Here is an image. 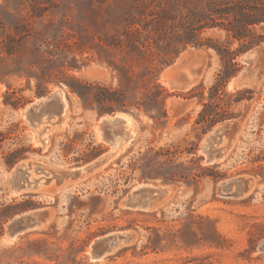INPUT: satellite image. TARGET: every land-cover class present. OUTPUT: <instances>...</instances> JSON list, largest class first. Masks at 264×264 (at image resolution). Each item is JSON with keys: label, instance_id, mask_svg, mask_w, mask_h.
Listing matches in <instances>:
<instances>
[{"label": "rangeland", "instance_id": "1", "mask_svg": "<svg viewBox=\"0 0 264 264\" xmlns=\"http://www.w3.org/2000/svg\"><path fill=\"white\" fill-rule=\"evenodd\" d=\"M236 1L264 2L0 0V238L19 214L51 213L45 224L0 243V264H264V22L250 27L259 41L251 45L231 37L225 18L206 17L209 8ZM206 23L213 26L198 31ZM223 47L236 54L232 65L220 61L215 48ZM249 49L258 52L244 62ZM174 68L191 80L188 87L162 77ZM238 74L241 84L232 88ZM75 80L92 85L89 101L68 88ZM55 90L65 111L61 123L35 129L42 146L21 112ZM204 102L218 103L226 116L205 131L195 124ZM117 112L130 115L128 144L75 180L53 178L109 151L96 127ZM231 121L237 128L222 136L223 159L203 163L204 137ZM23 161L31 162L32 185L13 196L8 172ZM237 177L251 180L248 192L217 195L218 182ZM140 182L167 192L152 209H123L124 192ZM116 230L131 231L134 241L89 261L88 244Z\"/></svg>", "mask_w": 264, "mask_h": 264}, {"label": "water", "instance_id": "2", "mask_svg": "<svg viewBox=\"0 0 264 264\" xmlns=\"http://www.w3.org/2000/svg\"><path fill=\"white\" fill-rule=\"evenodd\" d=\"M257 52V49H249L242 55L241 59L244 62H249L251 57ZM171 71L173 72L169 77L171 84L179 88H186L191 84V80L186 74L178 73L175 68L171 69ZM241 80L242 75H236L231 80L232 87L240 86ZM64 111L65 101L63 94L60 90H55L49 95L41 96L26 105L22 109L21 116L35 130L41 124L48 123L52 120H55L56 123H61ZM117 113H123L130 117L126 112ZM98 120L96 132L109 145V151L97 156L94 160L83 166H76L69 171L52 175L57 181L61 182L66 179L75 180L83 174H88L96 170L113 158L121 150L122 146L128 144L131 138V129L126 130L124 128L123 124L125 122L123 118L113 113L101 116ZM236 128L237 123L231 121L210 130L204 137L203 144L200 147L203 163L213 164L223 159L224 147L220 145L222 136L224 134H230ZM34 132L33 139L35 143L44 146V139L41 137L42 130H35ZM30 164V161L20 162L8 172L7 183L11 195L17 196L28 192L32 182L28 179L26 168ZM39 168L37 167L36 169ZM250 188L251 180L248 178H227L216 184V193L224 198H237L248 192ZM166 192L167 189L159 187L158 185L150 182H140L129 187L124 192L119 204L123 209L128 210H149L155 207L156 203ZM50 215V211L40 207L15 216L6 223L0 238V243H9L17 235L38 228L40 225L45 224ZM134 239L135 235L129 230H116L99 235L88 244L87 259L93 262L101 260L113 254L118 248L131 244ZM259 250L264 251V239L259 243Z\"/></svg>", "mask_w": 264, "mask_h": 264}, {"label": "trees", "instance_id": "3", "mask_svg": "<svg viewBox=\"0 0 264 264\" xmlns=\"http://www.w3.org/2000/svg\"><path fill=\"white\" fill-rule=\"evenodd\" d=\"M214 16L225 18L228 24L226 31L231 34L232 38L238 41H243L246 40L247 38H250L249 43L251 45L253 43L259 42V41L256 42L254 41V37H255L254 32L250 27L255 24H259L260 22H264V2L260 3L254 1L251 3H247L242 1H236L232 6L226 5L224 8L211 7L209 8V13L206 14V17L215 23ZM207 25H208L207 23L199 25L198 31H200ZM208 26L211 27L213 25H208ZM190 34L195 35L193 30H191ZM197 45L204 46L205 44L197 43ZM215 51L219 56L220 61L223 64H230V65L233 64L232 61L236 56L234 51H230L227 47H223L221 49L215 48ZM219 85L222 86V84L218 83L211 87V93L209 95L210 99H212L217 95L219 90L218 89ZM67 86L70 89V91L77 94L82 100L84 101L90 100V92H88V88L92 87L91 84L82 83L80 81L75 80L74 82H72V84H68ZM102 101L112 103V101L115 100H113V98L104 97ZM120 105L121 107L124 106V104L122 103ZM220 109L221 107L219 106L218 103H213V102L202 103V108L198 113V117L195 121V124L201 125L203 127V130L205 131L214 124L223 121L226 118V116L223 114L224 110L220 111ZM111 110L112 109L110 107L104 109V111H111ZM162 116H166V112L163 111ZM16 152L17 151L9 154V158L11 159H7L6 161V164L8 166H11L17 159L18 156L15 155ZM157 155H161V153H157ZM209 171H211L210 175L214 180L221 177L219 173L213 171L212 169H209ZM193 177H196V175H194Z\"/></svg>", "mask_w": 264, "mask_h": 264}, {"label": "bare ground", "instance_id": "4", "mask_svg": "<svg viewBox=\"0 0 264 264\" xmlns=\"http://www.w3.org/2000/svg\"><path fill=\"white\" fill-rule=\"evenodd\" d=\"M173 74V72L170 70V69H167V70H165L164 72H163V74H162V77L164 78V79H167V77H170V75H172ZM165 84L166 85H168L166 82H165ZM232 86V85H231ZM236 87H239V85L238 86H236ZM236 87H232V88H236ZM170 88V87H169ZM117 116H119V117H121V118H123L124 119V124H123V126H124V128L126 129L127 127H129L130 126V123H131V118L129 117V116H127L126 114H123V113H120V114H118ZM127 129H130V128H127ZM126 129V130H127Z\"/></svg>", "mask_w": 264, "mask_h": 264}]
</instances>
